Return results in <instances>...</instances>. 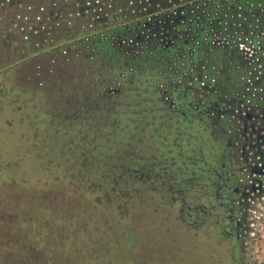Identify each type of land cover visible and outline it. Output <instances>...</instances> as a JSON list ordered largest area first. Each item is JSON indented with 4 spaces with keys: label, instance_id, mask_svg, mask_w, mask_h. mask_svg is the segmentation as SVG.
Wrapping results in <instances>:
<instances>
[{
    "label": "rangeland",
    "instance_id": "rangeland-1",
    "mask_svg": "<svg viewBox=\"0 0 264 264\" xmlns=\"http://www.w3.org/2000/svg\"><path fill=\"white\" fill-rule=\"evenodd\" d=\"M18 13L0 15V264H183V200L206 199L197 170L238 171L218 133L166 114L150 74L106 98L115 63L4 36ZM251 217L236 264H264V200Z\"/></svg>",
    "mask_w": 264,
    "mask_h": 264
},
{
    "label": "flooded vegetation",
    "instance_id": "flooded-vegetation-1",
    "mask_svg": "<svg viewBox=\"0 0 264 264\" xmlns=\"http://www.w3.org/2000/svg\"><path fill=\"white\" fill-rule=\"evenodd\" d=\"M17 1L0 0V15L8 5L21 9L24 4ZM37 5L33 22L13 26L18 34L1 33L56 36L53 23L58 33L64 22L73 23L69 31L74 36L116 40L128 57H136L138 79L151 75L149 94L156 95L166 114L206 122L216 130L222 167L228 157L238 171L224 176L220 167L212 173L200 168L195 177L204 180L206 199L199 205L183 200L182 258L183 264H236L252 208L264 200V1L207 10L182 0H47ZM117 29L122 33L116 34ZM101 53L106 55L93 51L86 58L93 61ZM96 65L104 67L103 62ZM117 67L102 90L106 98L123 94L134 81ZM122 86L126 90L115 95Z\"/></svg>",
    "mask_w": 264,
    "mask_h": 264
},
{
    "label": "trees",
    "instance_id": "trees-1",
    "mask_svg": "<svg viewBox=\"0 0 264 264\" xmlns=\"http://www.w3.org/2000/svg\"><path fill=\"white\" fill-rule=\"evenodd\" d=\"M208 2V5H203L201 3ZM246 0H182V2H187L188 4H194L195 2H198L199 5L203 6L205 10H207L210 7L218 8V5H224L226 3H233L235 6L241 5ZM256 0H254L255 2ZM258 2L264 1V0H257ZM181 2V1H180ZM185 5V4H183ZM212 17H214L212 15ZM134 22V20H131ZM122 29H117L116 34H121ZM26 41V47L29 45L31 48L38 46L40 42L48 41L50 47H54L55 44H63L66 45L65 47L57 48V50L60 53L63 52H70L73 51L74 55H77L80 59L84 61H88L89 57H92L93 51H104L106 52V55L99 54V57L93 58L94 60L91 61L92 63L100 64L103 62V65L107 66L109 63L117 62L116 65H118L119 71L124 72L126 75H130L134 78V81L130 84L127 91H133L135 88V85L137 84V75H139V70H137L136 65V57H134L131 53V57L127 56V49L124 45H118L117 41L112 44V41L109 39H104L103 37H100V40L98 38H92L91 36H69V39H64L63 36H24ZM59 37V38H56ZM88 37V39H86ZM115 38L118 37H124V36H112ZM71 41V42H68ZM67 43H70V46H68ZM93 49V51H92ZM68 57V56H67ZM88 57V58H86ZM126 84V83H124ZM105 87V86H104ZM103 87V88H104ZM126 90L125 87L122 86L119 93L115 94L118 95L122 91ZM201 170V169H200ZM199 170L197 171V173ZM173 187L176 189L178 186L176 183L173 184Z\"/></svg>",
    "mask_w": 264,
    "mask_h": 264
},
{
    "label": "crops",
    "instance_id": "crops-1",
    "mask_svg": "<svg viewBox=\"0 0 264 264\" xmlns=\"http://www.w3.org/2000/svg\"><path fill=\"white\" fill-rule=\"evenodd\" d=\"M39 1H42V0H39ZM20 2H23L24 6H19V7H21V9H18V10H20V13H18V15H11L10 16V20H9V22L7 24V27L5 28L6 31H8V32H10V30L13 27L12 23H14L13 25L23 26V25H26V24H28L30 22H33L34 19H35L36 14H38L37 10H36V8H37L36 6H38L37 4H45L47 2V0L46 1H42V2H37L36 0H18L17 1V3H20ZM29 5L33 6L34 9H32V8L28 9L27 6H29ZM58 8H60L59 5H58ZM60 9H58V10H60ZM50 11H52V7L49 8V12ZM15 16H17V17L15 18ZM70 24L67 25L66 23L63 22V25H64L62 27L63 30L59 31L57 33L56 29L58 28V26H55L54 23H53V26H54V28H53L54 31L53 32H54V34H56V36H63V40L64 39H69L68 36H74L73 31H71V30L69 31V26L72 27L73 23H70Z\"/></svg>",
    "mask_w": 264,
    "mask_h": 264
},
{
    "label": "water",
    "instance_id": "water-1",
    "mask_svg": "<svg viewBox=\"0 0 264 264\" xmlns=\"http://www.w3.org/2000/svg\"><path fill=\"white\" fill-rule=\"evenodd\" d=\"M185 6H186V5H185ZM198 42H199V41H198ZM178 43H180V40H178V41L176 42V45H177ZM166 55L169 56L168 53H166ZM65 262H66V261H65ZM55 264H68V263H64V262H56Z\"/></svg>",
    "mask_w": 264,
    "mask_h": 264
}]
</instances>
